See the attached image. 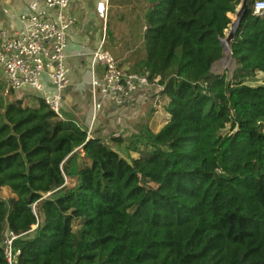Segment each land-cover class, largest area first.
<instances>
[{"label": "trees", "instance_id": "1", "mask_svg": "<svg viewBox=\"0 0 264 264\" xmlns=\"http://www.w3.org/2000/svg\"><path fill=\"white\" fill-rule=\"evenodd\" d=\"M143 1L146 57L132 72L158 80L170 119L157 133L140 119L135 157L119 152L122 136L90 138L40 98L9 101L0 82V193L11 194L0 198V264L7 231L20 237L16 264H264L258 0H247L232 73L213 69L244 0Z\"/></svg>", "mask_w": 264, "mask_h": 264}, {"label": "built area", "instance_id": "2", "mask_svg": "<svg viewBox=\"0 0 264 264\" xmlns=\"http://www.w3.org/2000/svg\"><path fill=\"white\" fill-rule=\"evenodd\" d=\"M73 0H38L45 9L40 14L22 15L21 28L0 30V69L6 75L9 89L26 92L44 101L59 120L64 117V94L69 88L67 49L69 35L76 21L70 14ZM253 13L264 15V1L254 4ZM92 65L102 67L104 82L94 81L93 87L102 88L103 101H95L97 116L104 103L119 109H128L151 104L153 110L162 105L163 87L158 80H151L147 74L134 73L121 65L103 44L93 55ZM49 79V87L44 78ZM51 89V90H48ZM119 133L113 138H119ZM4 255L9 264H16L20 255L14 251V242L20 237L7 231L4 234Z\"/></svg>", "mask_w": 264, "mask_h": 264}, {"label": "crops", "instance_id": "3", "mask_svg": "<svg viewBox=\"0 0 264 264\" xmlns=\"http://www.w3.org/2000/svg\"><path fill=\"white\" fill-rule=\"evenodd\" d=\"M44 11L38 0H0V30L20 29L22 15L40 14ZM109 12L110 0L72 1L70 14L76 24L69 35L67 66L70 84L64 94L63 110L66 120L76 122L88 132L90 138L98 137L104 141H108L118 131L123 138L132 132L134 134L143 108L135 104L128 109H119L105 102L101 112L95 116L94 104L96 100L103 101V92L100 87L95 89L93 83L96 81L102 84L105 75L102 67L92 65V59L97 49L104 45L103 37L107 30ZM122 66L131 71L136 70V67ZM2 78L6 80L0 71V82ZM44 81L49 87L47 76ZM36 98L37 96L26 92H14L8 96L9 101L24 99L30 107L37 106Z\"/></svg>", "mask_w": 264, "mask_h": 264}, {"label": "rangeland", "instance_id": "4", "mask_svg": "<svg viewBox=\"0 0 264 264\" xmlns=\"http://www.w3.org/2000/svg\"><path fill=\"white\" fill-rule=\"evenodd\" d=\"M147 9L148 5L143 0H110V12L107 22V30L103 37V49L119 60L121 65L136 67L138 63L145 60L146 52L144 47V35L146 31V25L144 18ZM231 19L232 21L235 19V14L231 15ZM225 58L227 59L225 65L223 66L218 63L215 65V68L218 69V72L220 73L224 72L225 70H229L232 73L235 69V62L231 58V50H227L225 52ZM0 71L5 75L2 69H0ZM5 79L6 80L3 78L1 79V84L4 88L3 91H5V93L14 94V92L9 89L6 75ZM261 79L262 76H259L255 82H252L249 85L258 86L261 83ZM96 89L99 88L96 87ZM165 105L166 101L165 98H163L162 105L160 104L157 110H152L150 107L151 104H149V106H143L138 119L143 118L144 116L149 118L150 121L148 126L150 129L154 133L159 132L170 119V117L165 112ZM117 133H119V131L114 134ZM132 136L133 132L124 138L127 141L125 142V146L122 147V150L119 151L122 156L128 159H131L132 156H136L134 153H129L128 149L129 147L131 149V143L136 142L135 138H131ZM67 182L70 185H74L75 179L67 178ZM10 197L11 194L8 189H4L0 193L1 199L6 200ZM78 229L79 226L76 224L74 226V231L77 232ZM35 230H37V226L34 227L32 232L28 236H25L24 239L34 236Z\"/></svg>", "mask_w": 264, "mask_h": 264}, {"label": "water", "instance_id": "5", "mask_svg": "<svg viewBox=\"0 0 264 264\" xmlns=\"http://www.w3.org/2000/svg\"><path fill=\"white\" fill-rule=\"evenodd\" d=\"M248 1L244 0L241 5L238 7L236 14H235V19L232 21V24L230 25V28L228 31L225 32V38L221 40V46L224 49V53L227 50L231 49L232 43L235 41L238 31L242 25V23L245 21L247 14H248ZM227 59L224 58L219 62L221 65H225ZM218 69L214 68L213 73H218Z\"/></svg>", "mask_w": 264, "mask_h": 264}]
</instances>
